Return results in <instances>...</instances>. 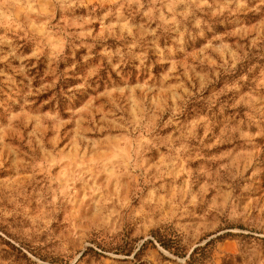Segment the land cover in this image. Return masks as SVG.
Returning a JSON list of instances; mask_svg holds the SVG:
<instances>
[{
    "label": "rangeland",
    "instance_id": "374dc122",
    "mask_svg": "<svg viewBox=\"0 0 264 264\" xmlns=\"http://www.w3.org/2000/svg\"><path fill=\"white\" fill-rule=\"evenodd\" d=\"M197 248L264 264V0H0V264Z\"/></svg>",
    "mask_w": 264,
    "mask_h": 264
},
{
    "label": "trees",
    "instance_id": "16d2710c",
    "mask_svg": "<svg viewBox=\"0 0 264 264\" xmlns=\"http://www.w3.org/2000/svg\"><path fill=\"white\" fill-rule=\"evenodd\" d=\"M152 235H153L154 239L156 240V242L165 250L173 252V254H175L179 257L185 256V254H183V252L181 250L174 248L173 243L170 239H167L165 236L159 234L158 231H153ZM209 244H210V242L207 243L205 245V247H203V249L206 248L207 246H209ZM203 249H201V250H203ZM115 251H117V252H125L126 251V253H128V254L131 253V250H125L124 247H122V246H118V248H115ZM198 251H200L198 248L194 249L192 251V253L188 256V259L186 261L187 264H195L197 262L195 255L198 253ZM85 254L86 253H83L82 256H84Z\"/></svg>",
    "mask_w": 264,
    "mask_h": 264
}]
</instances>
